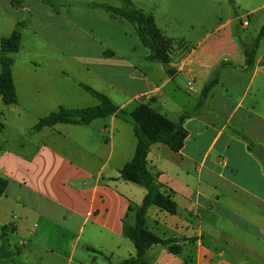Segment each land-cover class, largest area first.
Masks as SVG:
<instances>
[{"label":"crops","instance_id":"1","mask_svg":"<svg viewBox=\"0 0 264 264\" xmlns=\"http://www.w3.org/2000/svg\"><path fill=\"white\" fill-rule=\"evenodd\" d=\"M48 8L55 13L53 6ZM31 9L26 0L19 9L12 7L11 0H0V39L13 32L18 11L32 18ZM231 25V21L220 24L192 49L170 40L179 46L166 52L171 75L163 66L148 68V74L137 77L136 65L123 58L122 65L115 64L116 54L110 50L109 57L78 65L87 73L92 66L110 72L93 70L112 89L118 88L108 78L113 70H129V79L140 88L118 90L123 95L120 108L130 111L147 105L173 123L189 115L183 124L187 137L179 153L154 144L147 155L148 171L156 175L176 205L174 215L150 208L148 229L161 239L179 240L181 247L173 255L160 245L152 246L146 255L149 264H264V114L256 102L244 106L246 92L236 103L231 102L229 91L226 95L217 92L219 77L197 109L201 89L222 58L229 59L219 72L235 68L229 60L236 61L240 71H247L244 50ZM65 76L62 70L51 75L42 83L51 84L50 89L43 90L60 95V84L68 81ZM180 80L186 82L190 95L183 93ZM181 95L184 100L177 103ZM15 113L21 120L22 110ZM34 133L16 149L0 146V178L8 181L5 196L0 198V247L7 239L8 256L0 257V263L14 264V255L27 245L31 247L26 258L36 247L50 251L55 259L49 264H118L134 257L133 244L122 234L123 219L130 203L142 202L145 191L119 179V171L135 153L132 126L108 117L89 125L58 124ZM203 138L207 141L198 149ZM44 242L52 245L44 248ZM87 248L96 256L87 254Z\"/></svg>","mask_w":264,"mask_h":264},{"label":"rangeland","instance_id":"2","mask_svg":"<svg viewBox=\"0 0 264 264\" xmlns=\"http://www.w3.org/2000/svg\"><path fill=\"white\" fill-rule=\"evenodd\" d=\"M131 1L137 9L152 15L165 38L163 47L166 51L173 48L171 46L179 48L178 43H174L179 41L189 49L195 48L203 37L213 33L220 24L227 21L232 22L231 28L238 34L236 38L239 43L250 44L264 25V0ZM23 3L24 0L20 8ZM26 5L32 7V18L28 13L25 15L18 11L16 20L21 25H16L13 29H19L21 34L20 50L7 55L11 60V75L18 101L12 107H5L0 103V146L3 148L13 150L19 147L20 142L33 138L34 124L59 107L79 109L96 106V99L87 94L79 84L89 86L109 98L112 96L113 100H110L116 106L123 99L118 90L122 88L134 91L140 88V84L129 79V70L120 67L113 70L112 78L108 77L118 85V88L112 89L106 78L99 75L110 72L106 73L104 68L92 66L93 69L87 73L78 66L83 62H98L103 56L109 57L111 54L107 50H110L116 54L113 61L115 64L122 65V58L132 61L136 65L137 73L134 75L137 77L148 74V68H163L160 63L145 60L149 52L141 44L133 25L111 18L110 14L100 8L101 5H106L122 9L124 4L121 0H26ZM49 6H53L55 13L50 12ZM245 21L248 22L247 27L242 26ZM227 59L229 58L224 57L221 61ZM53 61L57 62L52 63ZM229 61L235 68L218 72L220 83L217 92L226 95V91H229L232 103L238 102L246 92L244 106L251 107L256 102V107L264 114V39L256 54V61H259L257 68L244 72L238 69L236 61ZM34 65L39 66L32 67ZM61 70L66 74L67 83L60 84V95H48L43 87L49 88L51 84L43 85V81L51 75L59 74ZM1 71L0 65V73ZM27 76H33V79L28 80L25 78ZM158 76L162 74L159 73ZM212 78L213 74L210 73L208 79ZM75 81L77 84L73 83ZM180 85L183 93L190 95L185 88L186 82L180 80ZM183 100L181 95L176 102ZM2 108L5 109L1 110ZM8 108L15 111L20 108L23 112L21 120H18L15 111H7ZM206 141L207 138H203L198 142V149ZM42 245L45 248L52 244L44 242ZM30 247L27 245L25 250L21 249V254L14 255V264H36L33 260L35 257L40 260L37 264H49L50 260L55 259L50 251L37 247L32 250V256L26 258ZM86 253L95 255L91 251ZM0 264L9 263L3 261Z\"/></svg>","mask_w":264,"mask_h":264},{"label":"trees","instance_id":"3","mask_svg":"<svg viewBox=\"0 0 264 264\" xmlns=\"http://www.w3.org/2000/svg\"><path fill=\"white\" fill-rule=\"evenodd\" d=\"M23 0H11L13 8H20ZM124 8L116 9L110 6L101 5L100 8L111 15L112 18L123 19L134 26L135 32L148 52L147 60L158 62L165 67L168 75L171 71L166 67L168 56L163 47L164 37L158 30L151 14H146L137 9L131 0H121ZM20 23L17 27H20ZM264 39V25H262L257 37L250 44H241L245 55V68L252 70L256 61V53L261 40ZM21 34L16 28L10 36L0 39V98L5 106H13L17 103V96L11 75V60L8 54L17 53L20 50ZM226 65L221 62L218 67L212 70L213 78L208 79L200 92V99L197 109H200L210 91L217 85L219 68ZM79 86L90 96L98 101V104L90 108L70 109L59 107L56 111L38 120L34 131H40L47 127L58 124L64 125H89L97 119L115 117L122 122L132 126L134 137L137 141L133 159L123 166L119 171V179L138 186L145 191L142 202L137 205L130 203L127 213L123 219L122 234L134 246L135 256L122 260L118 264H149L147 252L152 246L160 245L173 254L178 255L181 247L179 240L161 239L151 233L146 223V215L150 208L156 207L169 215L176 213V205L170 194L162 185L157 182V177L147 169V155L154 144L167 146L173 153H179L184 146L187 132L183 127L184 121L189 115L180 117L178 123H173L164 116L156 113L147 105H139L133 110H126L116 106L104 94L92 89L89 86ZM1 125V124H0ZM8 186L6 179L0 178V198L5 196ZM132 220V221H131ZM3 237H6L5 235ZM0 247V257H7L5 251L8 240L3 239ZM88 251H94L87 248Z\"/></svg>","mask_w":264,"mask_h":264},{"label":"built area","instance_id":"4","mask_svg":"<svg viewBox=\"0 0 264 264\" xmlns=\"http://www.w3.org/2000/svg\"><path fill=\"white\" fill-rule=\"evenodd\" d=\"M243 26L244 27H246L247 26V22L245 21V22H243Z\"/></svg>","mask_w":264,"mask_h":264}]
</instances>
